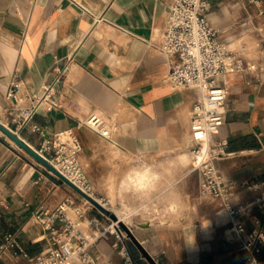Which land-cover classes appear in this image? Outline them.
I'll list each match as a JSON object with an SVG mask.
<instances>
[{
    "label": "crops",
    "instance_id": "0c3cea01",
    "mask_svg": "<svg viewBox=\"0 0 264 264\" xmlns=\"http://www.w3.org/2000/svg\"><path fill=\"white\" fill-rule=\"evenodd\" d=\"M210 1L208 17L214 23L232 34L248 30V36L262 43V49L251 54L255 74L236 73L230 80L226 120L215 135L226 139L230 154L215 164L234 185L232 200L242 209L236 219L250 227L258 218L264 226V0L261 15L247 0ZM168 3L0 0V122L33 148L41 140L31 129L34 123L44 128V135L73 130L81 143L79 161L95 195L111 206L112 191L115 204L128 210L129 223L122 221L145 250L127 241L137 264H245L244 251L225 238L229 217L217 199L197 194L187 210L170 217L171 198L185 197L170 196L172 182L166 176L161 213L153 208V178L143 188H129L125 181L133 168H147L155 175L150 168L158 162L157 153L173 147L184 163L182 155L190 151L189 110L196 91L177 89L165 79L176 59L158 47ZM57 75L61 107L47 111L38 105L20 127L14 117L17 110L10 114L8 109L31 107L33 94ZM10 80L17 99L5 94ZM91 112L103 117L108 137L83 123ZM176 161L180 163L179 158ZM70 195L74 191L67 183L45 171L40 161L0 130V241L3 233L20 230L27 252H38L42 229L31 212L41 205L54 207ZM88 214L105 223L97 209ZM110 242V236L101 237L89 249L98 259L111 258L119 264ZM255 254L264 264V248L256 246Z\"/></svg>",
    "mask_w": 264,
    "mask_h": 264
},
{
    "label": "built area",
    "instance_id": "2783aa9c",
    "mask_svg": "<svg viewBox=\"0 0 264 264\" xmlns=\"http://www.w3.org/2000/svg\"><path fill=\"white\" fill-rule=\"evenodd\" d=\"M247 3L257 7V15L263 13L262 0H247ZM210 8V0H169L158 47L176 59L165 79L177 89L196 91L189 110L188 147L193 158L191 169L199 173V191L217 199L226 210L229 226L224 232L225 238L244 251L245 264H262L256 257L255 248L258 245L264 248V226L258 218L253 219L254 224L250 227L236 219L242 209L233 203L234 185L223 177L215 164L216 159L230 154L226 150V139L215 138L226 120L224 104L230 80L236 73L255 74L257 64L251 54L254 49H262V43L259 39L249 43L248 30L232 34L214 23L208 17ZM248 21L253 22V17ZM232 40L236 42L232 43ZM60 82L61 77L57 75L43 85L33 94L31 107L8 109L10 114L13 109L17 110L14 117L20 127L27 124L38 105L47 111L61 107L57 90ZM15 86L10 80L5 91L7 97L17 99ZM19 99L22 101V97ZM83 123L108 137L105 120L97 112L89 113ZM31 129L41 135L40 144L34 149L86 195L95 198L91 194H95L93 186L78 158L81 143L73 130L66 128L44 135V128L36 123ZM42 165L45 171L59 179ZM71 189L74 195L60 200L54 207L41 205L31 212L30 217L42 229L41 249L31 255L20 241V230L5 232L0 241V264H117L111 258L98 259L89 249L97 239L108 236L111 237V248L120 258L119 264H137L127 247L130 240L127 232L118 220ZM261 204L264 205V199ZM92 208L97 209L104 224L98 216L88 214ZM86 229L89 230L87 234Z\"/></svg>",
    "mask_w": 264,
    "mask_h": 264
},
{
    "label": "rangeland",
    "instance_id": "374dc122",
    "mask_svg": "<svg viewBox=\"0 0 264 264\" xmlns=\"http://www.w3.org/2000/svg\"><path fill=\"white\" fill-rule=\"evenodd\" d=\"M247 37H248L247 39H250L249 41H255V38H253V35H249ZM24 151L26 150L24 149ZM177 153H178V150L172 147V148H169L167 152L155 154V158L156 156H158L157 157L158 162L155 163V167L150 168V170L154 169L156 174L149 175L150 176L149 180L151 178L154 179L153 181V188H154V194H155V203L153 206L154 211L158 210V212L161 213L162 187L164 185L163 177L166 176L169 179V182H172V184L169 185V190H168L170 196L175 197L178 195V193L184 195L185 200H178L176 197L171 198L170 203H169V209H170V214H171L170 217H174V216L177 217L179 214L182 213L183 209L187 210V207H190L191 203H194L197 201V194L203 199L207 198V196L201 194L199 191V174L197 170L191 169L192 161H191L189 151H186V154L188 155V157H187V160L184 161L185 164L181 162L180 156L176 157ZM177 158H179L180 163L176 161ZM181 164H184V165L181 166ZM146 185L147 183L137 188H143ZM131 187L136 188L134 186H129V188ZM174 202L176 203V205L174 207H171V204ZM106 206L110 207V203H107ZM156 213L157 212H155V214ZM155 217L156 219H161L160 214H157ZM84 231H89V230L86 229Z\"/></svg>",
    "mask_w": 264,
    "mask_h": 264
},
{
    "label": "water",
    "instance_id": "95a60500",
    "mask_svg": "<svg viewBox=\"0 0 264 264\" xmlns=\"http://www.w3.org/2000/svg\"><path fill=\"white\" fill-rule=\"evenodd\" d=\"M0 130L4 132L8 137H10L13 141H15L19 146H21L23 149H25L28 153H30L32 156H34L38 161H40L42 164L47 166L49 169H51L58 177L60 180L64 181L67 183L70 187L75 189L77 192L80 194L84 195L87 197L90 201H92L99 209H101L103 212L108 214L112 219L118 220V224L120 227H122L126 232L129 237V239L141 249L143 253H145L144 248L140 244V242L135 238L133 232L131 229L121 220L117 218L115 213L110 211L108 208L103 206L99 201H97L95 198L86 195L82 190H80L74 183H72L69 179H67L65 176H63L60 172H58L51 164L48 163V161L40 155L31 145H29L25 140H23L16 132L12 131L9 127L4 125L2 122H0Z\"/></svg>",
    "mask_w": 264,
    "mask_h": 264
},
{
    "label": "bare ground",
    "instance_id": "6f19581e",
    "mask_svg": "<svg viewBox=\"0 0 264 264\" xmlns=\"http://www.w3.org/2000/svg\"><path fill=\"white\" fill-rule=\"evenodd\" d=\"M190 150V149H189ZM189 154H190V157H191V161H192V155L189 151ZM187 157L188 155L185 153L182 155V158L184 159V161L187 160ZM149 175H150V172L147 168H133L131 170H129L125 176V181H126V184L127 186H134V187H141L143 186L144 184L147 183V180L149 178ZM95 199L97 201H99L103 206H105L106 208H108L110 211H112L113 213H115V215L117 216V218L119 220H123L125 223H129L130 221V217L127 213V211L123 208H119L115 202H114V197H113V192L112 191H109L108 194H109V197L111 198L112 200V205L110 207L106 206L104 201L97 195H95L94 193H91ZM224 212H225V215L228 219V214L226 212L225 209H223ZM130 213V212H129ZM85 234H87L89 231H84ZM95 232H97V230H95Z\"/></svg>",
    "mask_w": 264,
    "mask_h": 264
}]
</instances>
